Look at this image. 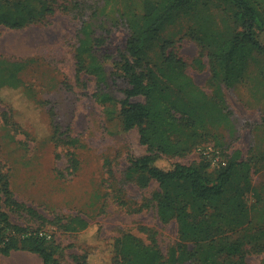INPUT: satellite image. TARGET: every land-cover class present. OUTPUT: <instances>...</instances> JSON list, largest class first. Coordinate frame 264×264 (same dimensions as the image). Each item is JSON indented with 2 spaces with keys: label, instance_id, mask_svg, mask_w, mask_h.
<instances>
[{
  "label": "rangeland",
  "instance_id": "obj_1",
  "mask_svg": "<svg viewBox=\"0 0 264 264\" xmlns=\"http://www.w3.org/2000/svg\"><path fill=\"white\" fill-rule=\"evenodd\" d=\"M5 1L16 0L0 3ZM48 1L55 7L52 16L22 29L0 25V234L17 240L8 255L0 252V264L32 253L31 243L23 240L28 237L43 239L55 264H75L90 248L100 264L98 241L89 233L81 236V221L99 228L98 240L132 236L148 245L144 228L149 229L166 257L170 247L187 244L196 256L185 264H264V133L257 126L264 125V54L252 53L240 82L221 86L229 112L225 120L209 111V97L182 94L184 106L190 101L202 114L204 137L182 155L164 156L162 167L205 165L208 177L215 178L230 161L239 164L226 193L204 206L176 187L162 188L145 173L129 172L130 162L148 151L138 128L122 127L121 102L129 84L120 64L129 36L127 16L140 14L143 0ZM26 2L36 9L40 1ZM235 11L231 3L195 0L162 29L147 62L159 64L167 43L168 51L186 62L195 84L210 96L217 94L208 67L199 70L194 63L201 57L207 65V48L195 37L204 36L208 45L216 32L227 38L240 31ZM83 23L91 25L89 46L103 81L76 73ZM99 93H107L110 101L97 102ZM257 94L263 98L256 99ZM159 201L185 207L190 222L202 221L201 229L183 237L176 213ZM70 223L75 229H66ZM231 246L240 253H229Z\"/></svg>",
  "mask_w": 264,
  "mask_h": 264
},
{
  "label": "trees",
  "instance_id": "obj_2",
  "mask_svg": "<svg viewBox=\"0 0 264 264\" xmlns=\"http://www.w3.org/2000/svg\"><path fill=\"white\" fill-rule=\"evenodd\" d=\"M39 1L36 9L29 6L26 0L0 3V25L9 29H22L55 13L51 2ZM194 1L143 0L142 12L127 16L129 36L125 46L126 55L122 56L120 67L129 88L124 91L120 118L125 131L135 127L139 129L140 142L148 151L147 155L130 162L129 172L145 173L160 187H176L192 200L204 206H211L226 193L239 164L230 161L218 169L215 178H210L205 172V165L172 163L162 167L160 161L164 156L188 152L204 137L202 114L190 101L188 106H184L185 103L181 102L182 94L187 92L191 96L209 97L208 100L212 103L207 106L209 111L220 120L229 117V112L224 106L221 86L231 87L240 82L252 53L264 54V0H219L231 3L236 8L234 18L241 27L240 31L227 38L216 32L210 36L212 40L208 45L204 36L195 37L198 43H203V47L207 48V65L201 57L196 58L194 63L199 70L208 67L209 81L217 89V94L213 96L204 92L187 75L186 62L174 52L168 51L167 43L161 47L162 59L159 64L151 65L146 60L148 51L159 39L162 29L174 20L178 12ZM90 28V24L83 23L80 29L82 37L79 38L76 48V73L78 75L85 72L103 81L105 78L102 67L92 53V46H89ZM139 96L144 98V102L132 101V98ZM96 100L104 104L110 101V96L107 93H99ZM260 159L264 162V156ZM4 189L8 201L11 199V192L7 184ZM13 203L24 207L14 201ZM159 206L176 213L183 237H188L187 232L193 233L201 229L202 221L190 222L185 207L168 201L166 206L159 201ZM25 209L30 215L40 217L32 208ZM3 219L7 223V217L4 216ZM71 225L70 223L66 229H75ZM80 231L81 236L89 233L95 238L93 242L98 241L96 246L100 250V264H185L196 256L194 247L177 244L169 248L166 257L158 248L155 233L146 228L144 231L147 232L148 245L141 244L132 236L98 240L99 228L84 221H81ZM5 234H0V252L8 255L17 248V240L11 233L7 236ZM23 240L31 243L29 251L38 254L42 264L56 263L53 253L45 248L43 239L28 237ZM91 249L87 255L75 258V264H95L91 258L95 250ZM228 252L240 253V249L231 246Z\"/></svg>",
  "mask_w": 264,
  "mask_h": 264
},
{
  "label": "crops",
  "instance_id": "obj_3",
  "mask_svg": "<svg viewBox=\"0 0 264 264\" xmlns=\"http://www.w3.org/2000/svg\"><path fill=\"white\" fill-rule=\"evenodd\" d=\"M258 96V94H257ZM257 98H260L259 96ZM263 97H261L260 99H262ZM259 127L262 128V130H260V133H264V125L260 126L257 125ZM10 264H42V259L39 255L33 254V253H27V252H23L21 254H19L18 257L14 258V261H11Z\"/></svg>",
  "mask_w": 264,
  "mask_h": 264
},
{
  "label": "bare ground",
  "instance_id": "obj_4",
  "mask_svg": "<svg viewBox=\"0 0 264 264\" xmlns=\"http://www.w3.org/2000/svg\"><path fill=\"white\" fill-rule=\"evenodd\" d=\"M36 29H37V28H36ZM24 32H25V31H24ZM23 34H24V33H23ZM48 34H49V33H48ZM29 35H30V34H29ZM28 37H29V36H28ZM45 42H46V41H45ZM22 43H23V42H22ZM25 43H26V42H25ZM48 43H49V42H48ZM29 45H30V44H29ZM24 47H25V46H24ZM26 48H27V47H26ZM26 48H25V49H26ZM27 49H28V48H27ZM32 53H33V52H32ZM19 54H20V53H19ZM22 54H23V53H22ZM22 54H21L20 56H22ZM30 54H31V52H30ZM34 55H35V54H34ZM20 56H19V58H21ZM25 56H26V55H25ZM30 56H31V55H30ZM23 57H24V56H23ZM26 57H27V56H26ZM34 57H35V56H34ZM32 58H33V56H32ZM36 58H37V57H36ZM25 59H26V58H25ZM25 59H24V60H25ZM38 59H39V58H38ZM34 60H35V59H34ZM27 61H29V60H27ZM27 61H26V62H27ZM32 61H33V59H32ZM35 62H36V61H35ZM38 62H39V61H38ZM28 63H29V62H28ZM41 63H42V62H41ZM24 64H25V63H24ZM24 64H23V65H24Z\"/></svg>",
  "mask_w": 264,
  "mask_h": 264
}]
</instances>
